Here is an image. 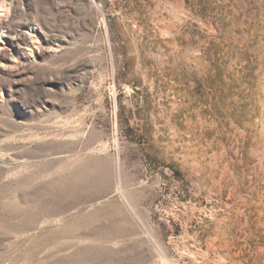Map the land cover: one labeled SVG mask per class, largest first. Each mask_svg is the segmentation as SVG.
Returning <instances> with one entry per match:
<instances>
[{
  "label": "rangeland",
  "instance_id": "rangeland-1",
  "mask_svg": "<svg viewBox=\"0 0 264 264\" xmlns=\"http://www.w3.org/2000/svg\"><path fill=\"white\" fill-rule=\"evenodd\" d=\"M8 9L0 264H264V0Z\"/></svg>",
  "mask_w": 264,
  "mask_h": 264
},
{
  "label": "bare ground",
  "instance_id": "bare-ground-1",
  "mask_svg": "<svg viewBox=\"0 0 264 264\" xmlns=\"http://www.w3.org/2000/svg\"><path fill=\"white\" fill-rule=\"evenodd\" d=\"M10 13V9H8L5 17L0 20V69L10 75H19V71H23L21 68L28 64L30 59L32 60L35 56L42 54L44 47L38 43L34 27L26 33L23 31L12 32V26L8 23ZM20 44L28 48L27 53L21 49ZM15 55L19 56L22 61L20 68L13 61Z\"/></svg>",
  "mask_w": 264,
  "mask_h": 264
}]
</instances>
